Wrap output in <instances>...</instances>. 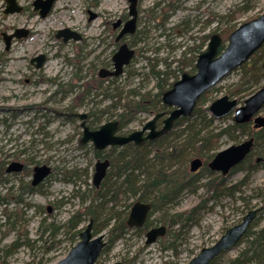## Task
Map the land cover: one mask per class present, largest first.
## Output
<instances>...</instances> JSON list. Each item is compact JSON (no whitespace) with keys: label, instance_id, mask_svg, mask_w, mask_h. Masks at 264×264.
<instances>
[{"label":"rangeland","instance_id":"374dc122","mask_svg":"<svg viewBox=\"0 0 264 264\" xmlns=\"http://www.w3.org/2000/svg\"><path fill=\"white\" fill-rule=\"evenodd\" d=\"M32 1L16 0L23 9L20 12L5 14L3 10L6 2L0 0V162L6 164L13 160L14 156L10 157L12 153L24 150L22 158L29 156L38 162L47 160L53 168L57 169L52 179L45 185V193L31 197L35 203L59 204L54 214L46 216V222L54 220L55 223H62L75 211L83 212L90 202L97 204L92 200L95 196L92 194L94 188L91 183L94 165L90 150L91 143H84L82 147L78 146L81 138L80 120L73 114H81L88 110H105L111 101L108 97H103L102 90L113 94L116 90L111 88L115 85L119 89L122 87L124 89L134 87L140 91L151 89L155 80L148 78L146 81L141 73L147 70L146 57L156 58L159 62L158 67L162 68L163 59L169 62L182 58L184 53L186 57L195 55V52L188 48L199 42V36L216 33L217 29L222 28L223 24L220 22L218 24L217 18L228 14L232 8L238 7L243 10L242 16L235 21L237 26L264 12V0H139L136 22L138 35L135 41L133 39L135 56L129 68H124L123 73L115 77L114 82L109 80L106 87H102L99 91L92 90L84 98L82 97L84 84H87L88 77L78 82L76 77L79 74L80 76L85 73L88 75L87 69L85 70L86 65L92 63L103 50L111 52L114 50L112 45H105L113 40L114 35H117L118 30H113L111 23L116 22L123 14H127V0H57L45 18H40L37 12L32 10ZM89 12L96 17L89 19ZM209 18L214 19L206 23ZM105 22L108 24L106 25ZM15 28L30 29L31 35L14 39L8 50H5L1 34H9ZM62 28L76 29L86 38H91L90 41L87 39L88 47L84 49V56L80 61L74 60L76 43L72 40L62 43L54 37L55 32ZM106 29L109 32H106ZM103 33L106 38L104 43L100 40L104 37ZM139 48L142 51L138 53ZM39 54L46 57V62L37 70L29 63V60ZM104 55L105 53L100 56L101 60ZM107 57L106 54L105 58ZM175 64L176 62L172 63V66ZM76 65L82 66V70L73 77ZM126 69L139 74L126 80ZM188 69H190L189 66L185 71ZM180 75L181 73L178 77ZM240 75V70L235 69L225 76L215 86V91L205 105H209L211 101L223 95L229 96L227 92L240 81ZM58 83L63 86V89L70 84L76 87L69 89L71 92L62 94L59 101H48L49 94L56 89ZM236 99L242 102L244 98ZM71 103L75 106L71 107ZM37 104L44 105L45 109L40 111L26 109ZM50 108L56 109L60 114H53ZM259 113L264 116L263 109ZM150 117L145 113L136 116L123 129V132L140 130ZM231 118L229 114L217 120L215 125L226 126L232 122ZM243 139L244 137L236 141L226 135L222 136L218 150ZM19 160L21 161V158ZM186 165L189 167V162ZM112 169L110 168V173ZM71 171L76 172L72 177L74 182H67L63 174ZM195 173L199 181L191 183V187H197L194 191L192 189L182 191L177 203L164 205L163 202L161 204L155 200L156 209L150 216L152 226L159 224L168 226L167 219L171 214L192 208L201 197L205 196L206 192L201 187V183L206 180L209 173L203 169H198ZM243 175L244 172L239 171L227 176L226 181L232 184ZM1 192L3 195L7 191L3 189ZM81 195L84 200L81 199ZM244 200L249 201V208L244 206ZM130 201H134V198ZM263 202L264 161L258 164L246 180L241 192H237L233 199L223 198L206 202V209L200 214L199 224L192 226L174 243L179 252L177 256L172 247H163L164 244L171 242L173 232L177 231L176 226L168 227L165 236L151 244H145V234L131 230L102 251L95 264H113L118 261L122 264H187L200 248L211 245L225 228L238 223L245 212L253 207L262 206ZM4 208H15V205L11 203L6 206L0 205V214ZM129 209L130 207L128 211ZM42 215L33 214L32 208L28 210L23 225L28 239L37 237V226L39 220L43 218ZM102 216L101 218L104 217ZM83 218L79 227L86 225L89 216L85 215ZM263 225L264 215L253 229L257 230ZM16 235L15 230H8L0 215V263L3 261L4 264H35L43 256V262L55 264L65 257L71 248L67 239L68 234L60 230L55 240L61 242L46 254H43L38 242L32 248L20 247L5 259L2 258V248L10 244ZM246 244V241L236 244L224 253L216 264H227L246 247Z\"/></svg>","mask_w":264,"mask_h":264},{"label":"trees","instance_id":"16d2710c","mask_svg":"<svg viewBox=\"0 0 264 264\" xmlns=\"http://www.w3.org/2000/svg\"><path fill=\"white\" fill-rule=\"evenodd\" d=\"M242 14L243 10L237 7L232 8L228 14L220 15L217 18L216 22L223 24L222 28L216 31L221 40L219 52L224 49L229 33L237 26L235 21ZM212 19L214 18L207 19L206 23L211 22ZM212 35L213 33L199 36V42L188 48V50L195 52V55L186 57V53H184L182 58L180 57L169 62L163 59L162 68L158 67L159 62L156 58L146 57L145 67L147 70L141 73L146 81L148 78L155 80L152 88L140 91L134 87L127 89L122 87L119 89L115 85L111 90L115 89L116 91L113 94L109 93L110 96L104 90L103 96L108 97L111 102L105 110H98V112L101 115H106L108 120L115 119L118 122V132L122 134L124 133L123 129L136 116L142 113L152 116L161 111L166 112L167 108L162 104L161 100L162 93L178 78L179 73H193L195 71L194 61L196 56L203 50V47ZM141 51L142 49L139 48L138 53ZM263 60L264 44L250 56L247 62L236 68L241 72L240 81L227 92L229 96L236 97L238 100L245 99L264 85ZM174 62L176 64L172 66ZM128 66L126 67L129 68ZM188 66L190 69L185 71ZM125 71L126 80L139 74V72L130 71V69H126ZM115 80V77L110 79L111 82ZM68 89H71L70 85ZM92 89L95 90L94 86L88 83L85 85L83 94L89 93ZM214 91L215 87L202 95L198 99L191 116L176 120L173 124L174 130L165 136L152 141H145L139 145L127 143L119 150H116V155L111 161L113 172L103 180L98 189H93L92 194L95 197L92 200L97 202V204L90 202L83 212H73L62 223H55L54 220L46 222V218L41 220L37 226V237L34 239H28L27 232L23 230L25 217L28 210L33 206L31 202L25 201L21 197V193L27 189L28 184L22 183L19 186V191L10 193L8 190L6 194H0V205H9L12 197L14 202L20 203L12 211L4 208L1 212L3 216L1 219L4 225L8 227L9 231L15 230L17 232L16 238L2 248V258L5 259L20 247L32 248L38 242H40L39 247L42 249L43 254H46L61 242L60 240H55L60 230L68 234L67 239L72 246L79 239L78 236L81 229L79 225L85 215L93 220V233L98 234L105 231L106 246L104 250L123 238L131 230L136 233L145 234L146 229L152 225L150 216L156 209L155 200L161 204L163 202L164 205L167 203L174 204L178 202L182 191L186 189L195 190L197 186L192 188L191 183L199 181L198 175L191 173L186 164L192 158L200 157L203 161L202 169L209 173L206 180L201 183V187L206 192L205 196L201 197L199 202L192 208L173 213L167 219L168 227L176 226L177 231L173 232L171 242L164 244L163 247H172L174 254L177 256L179 252L174 243L183 234H186L192 226L199 224L200 214L206 209V202L212 200L218 201L223 198L233 199L237 192H241L242 187L246 184V180L257 168L258 164L264 161V127L255 129L250 123L238 124L234 122L223 127H217L215 122L219 119L214 118L208 111L207 105H205ZM72 106L73 103H71ZM262 109L264 110V106ZM93 112L91 124H94V121L100 122V118L96 120L98 116L94 115L96 111ZM225 135L236 141L245 136L254 138L251 152L246 155L242 162L230 170V174L239 171L244 172L243 177L232 184L228 183L224 176L209 172L206 167V163L215 155L220 147L219 142L221 137ZM90 149L93 150L92 147ZM112 150L113 148L110 149L109 153ZM94 154L95 156H101L100 152L97 151ZM171 167L173 168L171 169ZM3 171L4 168L0 166V182L4 179L2 175ZM75 174V171H71L63 175L67 182H74L72 177ZM131 198H134V201L150 204V211L142 228H129L126 225L128 208L134 202L130 201ZM81 199L84 200L82 195ZM121 206L123 207L122 209ZM244 206L249 208V201L244 200ZM117 208L119 209L117 210ZM262 215H264V202L258 216L238 242L246 241V247L236 257L230 259L227 264L264 263V225L257 230L253 229ZM223 254L215 258L211 264H216ZM0 264H4V262L2 261ZM35 264H46L43 262V256Z\"/></svg>","mask_w":264,"mask_h":264},{"label":"water","instance_id":"95a60500","mask_svg":"<svg viewBox=\"0 0 264 264\" xmlns=\"http://www.w3.org/2000/svg\"><path fill=\"white\" fill-rule=\"evenodd\" d=\"M55 1L56 0H33L32 8L34 11L38 12L39 17L44 18L51 10ZM136 1L137 0H129L130 19L125 22L118 37H121L125 33L134 32L137 17ZM5 2L6 6L3 10L5 14L16 13L22 10V6L19 5L16 0H5ZM27 33L28 29L26 28H16L9 34L2 33L5 42V50H8L13 38L26 37ZM56 37L62 38L64 42L68 39H80V35L69 28L57 30ZM220 41L218 35H213L207 42L206 49L197 56L195 62L196 71L193 74L182 73L180 78L173 82L168 90L163 92L162 102L167 106H171L172 110L163 120L164 126L159 131L155 130V121L161 116L160 113H157L151 117L140 130H134L125 136L115 134L117 129L116 121H109L102 124L98 129L93 131H89L85 128L81 139L82 142L91 141L96 149H103L110 145L120 146L129 142L140 144L144 140L155 138L163 130H168L175 119L179 117H189L200 96L216 86L233 69L246 62L249 57L262 46L264 43V12L237 26L229 34L227 45L224 50L218 53ZM133 55V49L129 48L126 43L121 44L111 57L112 69H102L99 75L119 76L123 71V67L130 62ZM33 59L36 61L35 66L37 68H39L45 60L43 54ZM262 66L264 67V61L262 62ZM263 105L264 86L248 96L242 105H238L235 98H229V96L223 95L212 101L208 106V110L215 118L233 112L234 122L245 123L251 120L254 124L253 126L259 128L264 126V116L258 114ZM145 131H147V134L142 136ZM252 145V138L238 144L230 145L218 151L210 160L208 167L211 171L220 172L222 175H225L230 168L244 160L245 156L251 150ZM13 165H15L14 168H12ZM200 165L201 160L199 158H194L190 163V171L197 170ZM106 167V161H99L96 163L95 172L93 174V185L95 187H98L102 181ZM20 168V164L12 163L7 170H19ZM34 170L33 184L39 182L49 173V168L46 166L36 167ZM149 209V203L135 201L130 208L126 220L127 226H142ZM260 209V207H255L248 210L238 223L228 227L214 243L202 247L187 264H211L222 252L231 250L246 233ZM91 229V221H89L86 227L80 231L79 240L76 244L70 248L65 257L55 264H94L105 245V234L100 233L94 235ZM165 231L166 228L164 225L149 229L145 233V244L154 243L158 237L165 234ZM114 264H121V262L118 261Z\"/></svg>","mask_w":264,"mask_h":264},{"label":"flooded vegetation","instance_id":"af4514ba","mask_svg":"<svg viewBox=\"0 0 264 264\" xmlns=\"http://www.w3.org/2000/svg\"><path fill=\"white\" fill-rule=\"evenodd\" d=\"M138 1L139 0H137L136 1V10L138 9ZM127 2H128V11H127V14L125 13V14H123L122 16H120V19H117L116 20V22H114V23H111V27H112V29L113 30H118L117 31V35H114L113 36V40H111L110 42H107V44L105 45V46H107V45H112L113 46V51L111 52L110 50L108 51V50H103V52H102V54H98V56H96L94 59L95 60H93L92 61V63H89L88 64V66L86 65V68H85V70L87 69V71H88V75L85 73L83 76H80V74L76 77L77 78V80H76V82H78L80 79L82 80V79H84V78H87L88 77V82H87V84L89 83L90 85H92V86H94V88H95V90H101L102 89V87H106V83L112 78L111 76H109V75H106V76H100L99 75V72H100V70H102V69H106V70H111L112 69V61H111V57H112V55L117 51V49L120 47V45L121 44H123V43H126L127 44V46L129 47V48H131V49H133L134 50V55L132 56V58H131V60L134 58V56H135V49L133 48V46H134V42H133V39H134V41L136 40V37H137V35H138V33H137V28H136V22H137V17H136V22H135V29H134V32L133 33H125V34H123L121 37H118L119 36V34H120V32H121V30H122V28L124 27V24H125V22L128 20V19H130V16H129V5H130V3H129V0H127ZM31 4H32V2H31ZM32 10H33V8H32ZM34 11V10H33ZM35 12H37V11H35ZM89 14H90V17H89V19H92V18H95L96 17V15L95 14H93V13H91V12H89ZM37 15H38V12H37ZM93 15V16H92ZM137 15H138V12H137ZM39 16V15H38ZM41 18V17H40ZM106 23V25L108 24L107 22H105ZM107 27V26H106ZM73 31H75V32H77L79 35H80V39H78V40H74V39H68L69 41L70 40H72L74 43H76L77 45L75 46V50H76V52H75V57H74V60H75V62H78V61H80L81 60V58H83V56H84V49H86L87 47H88V44H87V39L90 41L91 40V38H86L85 36H83L82 34H81V32H78L76 29L75 30H73ZM106 32H109V30L108 29H106ZM216 33H213V35H215ZM27 35L29 36V35H31V30L30 29H28V33H27ZM212 35V36H213ZM1 36H2V34H1ZM103 36H104V33H103ZM211 36V37H212ZM54 37L57 39V40H61V42L62 43H66L67 41H63L62 40V38H57L56 37V32H55V34H54ZM117 37H118V39H117ZM210 37V38H211ZM2 38H3V36H2ZM209 38V39H210ZM16 39V38H15ZM18 39V38H17ZM105 36L104 37H102L100 40H101V42L102 43H104L105 42ZM13 40H14V38L11 40V43L13 42ZM110 52L112 53V55H111V57H110ZM105 53V55L107 54L108 55V57L107 58H105V55H104V57H103V59L101 60L100 59V56L101 55H103ZM40 55V54H39ZM38 56V55H37ZM36 56H33L32 58H30V60H29V63L31 64V65H33V67L35 68V69H37V70H39L43 65H44V63L46 62V60H44V62H43V64L39 67V68H37L35 65H36V61H34V59L33 58H35ZM44 58L46 59V57L44 56ZM130 60V61H131ZM75 67V71H74V74H73V77L74 76H76L77 75V73H81V70H82V66H79V65H76V66H74ZM87 84H84V85H87ZM73 85V86H72ZM96 86H100V87H96ZM70 87H71V89L72 88H75L76 86L74 85V84H70ZM211 89H213V88H211ZM210 89V90H211ZM92 90H94V89H92ZM92 90H90L89 91V93H91V91ZM210 90H208V91H210ZM68 91H70L69 89H68V86L66 87V88H64L63 89V86L61 85L60 86V84L58 83L57 84V87H56V89L54 90V91H51V93L49 94V96H48V101L49 100H52V101H55V102H57V100L59 101L60 100V98H61V95L62 94H66ZM166 91V90H165ZM164 91V92H165ZM208 91H206V92H208ZM71 92V91H70ZM103 92H104V90H102V94H103ZM205 92V93H206ZM89 93H84L83 94V96L82 97H86ZM204 93V94H205ZM163 94V93H162ZM203 94V95H204ZM104 97V96H103ZM201 97V96H200ZM83 98V99H84ZM161 98H162V96H161ZM162 100V99H161ZM198 101V100H197ZM214 101V100H213ZM212 102V101H211ZM210 102V103H211ZM197 103V102H196ZM162 104L164 105V106H166V108H167V111L165 112V111H161V112H158V113H160L161 114V116L160 117H158V119L155 121V130L156 131H159L163 126H164V123H163V120L165 119V117L166 116H168V114L170 113V111L172 110V107L171 106H167V105H165L163 102H162ZM238 105H240V104H238ZM75 106V104L73 105V107ZM208 104H207V108H208ZM26 109H32V110H34V109H38L39 111L40 110H42V109H45V107H44V105H41V104H37V105H32V106H30V107H27ZM235 110V109H234ZM233 110V111H234ZM261 111V110H260ZM259 111V112H260ZM50 112H52L53 114H60V112L59 111H57L56 109H52V108H50ZM93 111H86V112H84V113H81V114H79V113H75V114H73L74 115V117L75 118H77L78 120H80V122H79V127H80V129H81V131H80V136H81V138H80V140H79V142H78V146H80V147H82V146H84L83 144L84 143H88V142H90L91 143V147L93 148V150L92 149H90L91 150V152H92V157H93V159H94V165H93V171H92V181H91V183H92V185H93V174H94V172H95V165H96V163L97 162H101V161H106L107 162V167H106V170H105V175H104V177H103V179H102V181L100 182V184H99V186L101 185V183L103 182V180L106 178V177H108L112 172H113V169L111 168V161H112V159H114V157H115V155H116V150H119L120 148H122L123 146H125V144L124 145H120V146H118V145H116V146H113V145H110V146H107V147H105V148H103V149H96V148H94V146H93V144H92V142L91 141H86V142H82V136H83V131H84V129L86 128V129H88L89 131H93V130H96V129H98L102 124H105V123H107V122H109V121H116L115 119H107L106 118V115H101L99 112H98V110L95 112V114L94 115H96V116H98V118L96 119V120H99V118H100V122H97V121H94V124H91V121L93 120ZM157 114V113H156ZM229 114H231V116H232V122H234V120H233V112H230V113H228V114H226V115H223V116H221V117H217L216 119H220V118H225V117H227V115H229ZM101 116V117H100ZM179 118H182V117H179ZM179 118H177V119H175L173 122H172V124H171V126H170V128L168 129V130H163L158 136H156L155 138H153V139H147V140H144V141H142L141 143H143V142H145V141H152V140H155V139H158V138H160V137H163V136H165L166 134H168L169 132H171V131H173L174 130V128H173V124H174V122L176 121V120H178ZM215 118V117H214ZM117 122V121H116ZM234 123H236V122H234ZM246 123H250L252 126L254 125L253 124V122L251 121V120H249V121H247V122H245V123H238V124H246ZM27 124V123H26ZM31 126V125H30ZM264 127V126H263ZM142 128V127H141ZM140 128V129H141ZM253 128H255L254 126H253ZM260 128H262V127H259V128H255V129H260ZM39 131V130H38ZM45 131V130H44ZM31 133L32 132H34V131H30ZM35 133H37V131H35ZM51 134H52V131H51ZM115 134L116 135H120V136H125V135H127V134H129V132L128 133H126V132H124L123 134L122 133H119L118 132V122H117V129H116V131H115ZM147 134V131H145V132H143V134H142V136H145ZM250 138H252V140H253V144H254V138L253 137H247V136H245L244 137V139L243 140H241L240 142H242V141H244V140H247V139H250ZM240 142H238V143H240ZM140 143V144H141ZM238 143H236V144H238ZM134 144H136V143H134ZM136 145H139V144H136ZM111 148H113V150H112V152H110L109 153V151H110V149ZM252 148H253V145H252ZM252 148H251V150H252ZM97 151V152H100V155L101 156H95V154H94V152L95 151ZM251 150L249 151V152H251ZM218 151H220V150H217V152ZM216 152V153H217ZM25 153V151L24 150H20V151H17L16 153H12L11 155H10V157L12 156H14V158H13V160H10V161H8L6 164L5 163H1L0 162V166H2V168H4V171H3V173H2V175H3V180H2V182H0V194L2 193L1 191L3 190V189H5L6 191H8L9 190V192L11 193V192H16V191H19V186L22 184V183H24V184H28V187H27V189L26 190H24L22 193H21V197L25 200V201H29V202H31L32 204H33V206L31 207L32 209H33V214H35V213H37V214H43L42 215V219H40L39 220V222L41 221V220H43V219H45L46 218V216L48 217V216H51V214H54V212L56 211V209L58 208V205L59 204H55L54 202H49V203H47V204H45V205H43V204H40V203H35V202H33L32 200H31V197H33V196H35L36 194H44L45 193V190H44V187H45V185L52 179V177H53V175H54V172H56V170L57 169H55V168H53L48 162H47V160H43V161H41V162H38V161H36L34 158H29V156L28 157H23L22 158V155ZM249 154V153H248ZM247 154V155H248ZM214 157V156H213ZM212 157V158H213ZM246 157V156H245ZM19 158H21V161L19 160ZM194 158H199L200 160H201V165H200V167L198 168V169H202V165H203V161H202V159L200 158V157H194ZM194 158H192L191 160H190V162H189V171H190V163H191V161L194 159ZM211 158V159H212ZM210 159V160H211ZM245 159V158H244ZM259 159V158H258ZM210 160L206 163V167H207V169H208V171L209 172H212V173H214V174H219V175H222L220 172H215V171H211L210 170V168L208 167V164H209V162H210ZM12 163H15V164H20L21 165V168L19 169V170H15V169H11V170H7V168L12 164ZM40 166H46V167H48L49 168V173L43 178V179H41L39 182H37L36 184H33V180H34V173H35V168L36 167H40ZM236 166V165H235ZM235 166H233V167H235ZM15 167V165H13L12 166V168H14ZM232 167V168H233ZM110 168L112 169V171H111V173L109 172V170H110ZM232 168H230V170L232 169ZM198 169L197 170H195V171H190L191 173H195V172H197L198 171ZM230 170L225 174V175H222V176H224L225 178H227V176H230V175H232V173L230 174ZM196 174V173H195ZM5 186V187H4ZM99 186L98 187H95L94 185H93V188L94 189H98L99 188ZM4 187V188H3ZM135 202V201H134ZM10 203L14 206L15 205V208H10L9 209V211H12V210H14V209H16V207H18V205H20V203L18 204V203H16V202H14V200H13V197L11 198V201H10ZM21 206H23V204H21ZM132 206V205H131ZM131 206H130V208H131ZM250 210V209H249ZM261 210V209H260ZM260 210H259V212H260ZM129 211H130V209H129ZM258 212V213H259ZM129 213V212H128ZM246 213V212H245ZM244 213V214H245ZM258 213H257V215H256V217L258 216ZM149 214V213H148ZM148 214H147V216H146V218H145V221H144V223L142 224V226H140V227H133V228H135V229H137V228H142L143 226H144V224H145V222H146V220H147V217H148ZM243 214V215H244ZM128 216V215H127ZM256 217H255V219H256ZM47 219V218H46ZM254 219V220H255ZM127 220V219H126ZM253 220V221H254ZM89 221H91V227H92V233H93V220L92 219H88V221H87V223H86V225L88 224V222ZM252 221V222H253ZM251 222V223H252ZM86 225L85 226H83V227H81V229H80V231H82L85 227H86ZM127 225V224H126ZM160 225H164L165 226V228H166V231H165V233L167 232V229H168V226H166L165 224H159V225H156V226H149L147 229H146V232L149 230V229H151V228H154V227H158V226H160ZM228 228V227H227ZM227 228H225V230L227 229ZM224 230V231H225ZM224 231H223V233H224ZM145 232V233H146ZM80 233V232H79ZM100 233H103V234H105V245H104V247L106 246V233H105V231H103V232H100ZM99 233V234H100ZM93 234H95V233H93ZM221 236V235H220ZM219 236V237H220ZM218 237V238H219ZM236 245V244H235ZM234 245V246H235ZM104 247H103V249H102V251L104 250ZM204 247V246H203ZM102 251H101V253H102ZM227 251H225V252H223V253H226ZM101 255V254H100ZM99 255V256H100ZM99 258V257H98ZM98 260V259H97ZM121 262V261H120ZM96 263V262H95ZM94 263V264H95ZM115 263V262H114ZM113 263V264H114ZM121 264H122V262H121Z\"/></svg>","mask_w":264,"mask_h":264}]
</instances>
